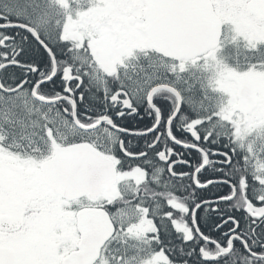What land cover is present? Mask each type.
Here are the masks:
<instances>
[{"label":"snow or ice","instance_id":"snow-or-ice-1","mask_svg":"<svg viewBox=\"0 0 264 264\" xmlns=\"http://www.w3.org/2000/svg\"><path fill=\"white\" fill-rule=\"evenodd\" d=\"M0 264H264V0H0Z\"/></svg>","mask_w":264,"mask_h":264},{"label":"flooded vegetation","instance_id":"flooded-vegetation-1","mask_svg":"<svg viewBox=\"0 0 264 264\" xmlns=\"http://www.w3.org/2000/svg\"><path fill=\"white\" fill-rule=\"evenodd\" d=\"M126 126L128 127H143L144 124L141 123L138 119L133 118V117H128L125 121H123ZM145 122H148V118H145ZM177 150L179 151L180 149L177 148ZM191 159V158H190Z\"/></svg>","mask_w":264,"mask_h":264}]
</instances>
